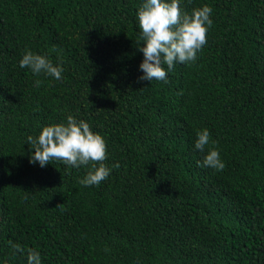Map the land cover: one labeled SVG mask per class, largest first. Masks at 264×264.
I'll return each instance as SVG.
<instances>
[{"label":"trees","instance_id":"obj_1","mask_svg":"<svg viewBox=\"0 0 264 264\" xmlns=\"http://www.w3.org/2000/svg\"><path fill=\"white\" fill-rule=\"evenodd\" d=\"M142 3L0 0V264H264V0H180L213 23L167 82L138 79ZM27 50L62 79L20 67ZM70 114L105 139L98 186L30 162L27 137ZM205 128L222 171L197 163Z\"/></svg>","mask_w":264,"mask_h":264},{"label":"clouds","instance_id":"obj_2","mask_svg":"<svg viewBox=\"0 0 264 264\" xmlns=\"http://www.w3.org/2000/svg\"><path fill=\"white\" fill-rule=\"evenodd\" d=\"M211 12L207 5L194 8L190 14L182 12L180 0H144L137 12L143 40L139 50L144 54L139 66L143 75L138 79L167 82L164 65L170 71L177 62H195L197 53L207 43V32L213 23ZM20 67L30 68L35 75L43 73L56 80L62 79L63 68L60 64L54 65L45 55L31 50L25 51ZM36 83L39 85L41 81L37 80ZM196 135L195 148L201 152L207 148L198 165L222 171L225 164L219 151L212 146L216 142L211 140L209 131L206 128L198 129ZM27 141L31 146L30 162L33 164L39 162L41 167H45L56 160L70 168H86V175L79 181L82 185L98 186L110 175L111 168L104 163L107 159L105 139L91 130L89 123L71 114L67 117V123L44 126L38 137L30 135ZM113 167L118 168L119 164ZM9 244L15 252L25 251L19 243L9 241ZM27 264H41L40 253L27 249Z\"/></svg>","mask_w":264,"mask_h":264}]
</instances>
